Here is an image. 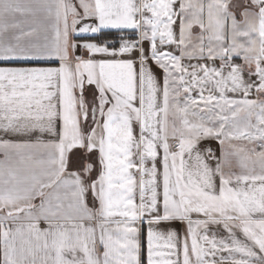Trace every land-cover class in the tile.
Instances as JSON below:
<instances>
[{"label": "snow or ice", "instance_id": "1", "mask_svg": "<svg viewBox=\"0 0 264 264\" xmlns=\"http://www.w3.org/2000/svg\"><path fill=\"white\" fill-rule=\"evenodd\" d=\"M78 5L0 0V264H264V0Z\"/></svg>", "mask_w": 264, "mask_h": 264}, {"label": "crops", "instance_id": "2", "mask_svg": "<svg viewBox=\"0 0 264 264\" xmlns=\"http://www.w3.org/2000/svg\"><path fill=\"white\" fill-rule=\"evenodd\" d=\"M71 2L73 4H75L77 6V10L82 12V9L79 8V5H78V0H71ZM145 47L147 48V44H145ZM79 54V52L77 53ZM41 66H58L57 65H41ZM250 98H255V96L253 95L252 97ZM264 98V97H262ZM43 139H47V137H42ZM201 147H211L213 149V151L216 153V155L218 156L219 155V144L218 142L214 141V140H209V141H204L202 142V145ZM37 203L39 202L38 200L36 201ZM195 218V217H194ZM42 227L44 226L43 224L41 225ZM144 229H145V244H146V229H147V225H144L143 226ZM167 228H173V229H176L177 232L179 233L180 236H183V234L186 232V225L184 224H181L179 222H170L168 224H162L160 226V229L161 230H165ZM214 231L217 232V236L218 238L220 237H225L227 235V233L224 232V230L222 228L220 229H214ZM211 235V232L209 233ZM146 246V245H145ZM146 253V252H145ZM221 256H227V253H221L220 254Z\"/></svg>", "mask_w": 264, "mask_h": 264}, {"label": "trees", "instance_id": "3", "mask_svg": "<svg viewBox=\"0 0 264 264\" xmlns=\"http://www.w3.org/2000/svg\"><path fill=\"white\" fill-rule=\"evenodd\" d=\"M109 39H111V37H109ZM117 44H118V34H117ZM235 62L236 63H242V61L239 60V59H236ZM144 232H145V229H144ZM143 243H144V255H145V258H146V253H145L146 252L145 236H144ZM145 264H146V260H145Z\"/></svg>", "mask_w": 264, "mask_h": 264}]
</instances>
